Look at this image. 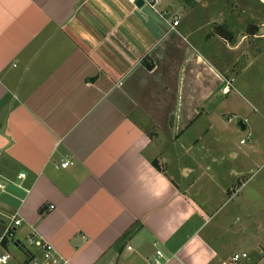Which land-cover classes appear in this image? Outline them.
Segmentation results:
<instances>
[{
    "label": "crops",
    "instance_id": "crops-1",
    "mask_svg": "<svg viewBox=\"0 0 264 264\" xmlns=\"http://www.w3.org/2000/svg\"><path fill=\"white\" fill-rule=\"evenodd\" d=\"M190 2L161 4L171 29L128 0H0V237L19 213L17 242L34 228L67 264H264L246 250L257 211H226L235 193L208 167L167 170L164 139L264 55V15L204 33L175 10Z\"/></svg>",
    "mask_w": 264,
    "mask_h": 264
},
{
    "label": "rangeland",
    "instance_id": "rangeland-1",
    "mask_svg": "<svg viewBox=\"0 0 264 264\" xmlns=\"http://www.w3.org/2000/svg\"><path fill=\"white\" fill-rule=\"evenodd\" d=\"M191 1L187 6L177 5L175 10L183 24L191 23L193 29H201L204 33L213 31L216 26L236 28L240 18L245 17L247 23L253 19V13L264 15V4L259 0ZM151 9L149 6L141 8L147 16L145 18H149L146 13ZM223 45L220 40L216 41L215 51L224 53ZM226 56L236 58L234 53ZM261 57V61H257L248 73L237 75L234 69L232 92L223 94L221 88L220 93L213 96V102L208 108L210 114H201L193 124H188L174 143L164 139L163 146L164 156L169 158L167 170L170 173L187 165L190 168L196 166L199 171L208 167L222 185H229L232 194L235 193L225 206L226 211L241 202L243 214L249 213L251 209L258 212V225L254 226V231V227L243 226L246 232L252 231V237L255 238V242L247 241L248 251L259 247L257 244L264 248V92L254 93L251 86L246 88L243 84L248 80L251 83L255 76L258 78L256 89L264 91V55ZM240 120L248 125L246 130L238 125ZM234 169H242L244 174L236 177ZM200 175L201 172L191 174L185 178V182L192 185ZM203 180L201 178L199 181ZM256 227L259 229L256 230ZM7 241L10 243L6 251L11 257L7 264H26L23 246L29 248L27 241L18 244L16 235Z\"/></svg>",
    "mask_w": 264,
    "mask_h": 264
},
{
    "label": "built area",
    "instance_id": "built-area-1",
    "mask_svg": "<svg viewBox=\"0 0 264 264\" xmlns=\"http://www.w3.org/2000/svg\"><path fill=\"white\" fill-rule=\"evenodd\" d=\"M132 5L136 7H144L149 6L155 12H157L169 25L171 29H175L180 21L178 17H174L173 20H169L166 12L160 10L161 4L165 0H128ZM179 1V0H177ZM194 1H201V0H194ZM260 2L264 3V0H259ZM139 2H142V5H139ZM233 89V80H226V83L223 87V91L225 94H228ZM244 142V140H243ZM73 164L71 159H67L58 165L59 168H68ZM26 177L25 173H20L18 175L19 179H24ZM7 184L3 181L0 182V209L3 206L1 196L6 192ZM53 208V207H52ZM22 224V219L19 218V213H16L8 222L7 227L4 231V234L0 237V264H7L10 261V254L1 248L3 246V242L8 240V238L13 239L15 235V228ZM18 243V242H17ZM28 247L23 246L25 253L28 256V264H67L66 260H63L59 257L58 251L54 247L53 244L46 241L39 232L33 228L32 232L30 233L29 237L27 238ZM19 244V243H18ZM20 245H22L20 243ZM36 247L39 249V252L33 250ZM158 255H161V252L158 251ZM247 257L246 253L243 254H236L233 257L235 262H238L241 258ZM156 264H160L159 260H156Z\"/></svg>",
    "mask_w": 264,
    "mask_h": 264
},
{
    "label": "water",
    "instance_id": "water-1",
    "mask_svg": "<svg viewBox=\"0 0 264 264\" xmlns=\"http://www.w3.org/2000/svg\"><path fill=\"white\" fill-rule=\"evenodd\" d=\"M139 5L141 6V5H142V2H139ZM244 35H247V33L244 34ZM226 39H229V38L226 37ZM238 125H239L242 129H245V128H246V125L244 124V121H243V120H240L239 123H238Z\"/></svg>",
    "mask_w": 264,
    "mask_h": 264
},
{
    "label": "trees",
    "instance_id": "trees-1",
    "mask_svg": "<svg viewBox=\"0 0 264 264\" xmlns=\"http://www.w3.org/2000/svg\"><path fill=\"white\" fill-rule=\"evenodd\" d=\"M3 243L6 245V240Z\"/></svg>",
    "mask_w": 264,
    "mask_h": 264
}]
</instances>
